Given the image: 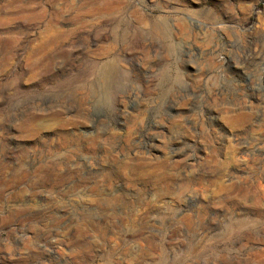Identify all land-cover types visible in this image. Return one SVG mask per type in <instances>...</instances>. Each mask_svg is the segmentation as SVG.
Returning a JSON list of instances; mask_svg holds the SVG:
<instances>
[{
    "label": "clouds",
    "instance_id": "obj_1",
    "mask_svg": "<svg viewBox=\"0 0 264 264\" xmlns=\"http://www.w3.org/2000/svg\"><path fill=\"white\" fill-rule=\"evenodd\" d=\"M0 264H264V0H0Z\"/></svg>",
    "mask_w": 264,
    "mask_h": 264
}]
</instances>
